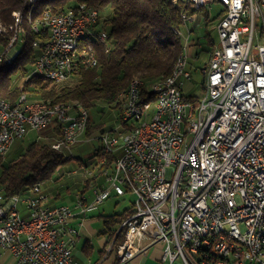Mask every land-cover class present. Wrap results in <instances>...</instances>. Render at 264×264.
<instances>
[{"label": "built area", "instance_id": "2783aa9c", "mask_svg": "<svg viewBox=\"0 0 264 264\" xmlns=\"http://www.w3.org/2000/svg\"><path fill=\"white\" fill-rule=\"evenodd\" d=\"M186 2L194 8L196 3L211 6L207 0ZM255 2L229 0L221 6V11L232 7V17L222 16L215 23L219 51L207 63L213 65L211 87L195 102L184 93L192 79L188 41L175 83L169 89L155 88L164 92L162 110L138 137H130V129L149 102L142 100L138 82L120 95V123L98 140L105 154L116 144H124V151L112 175H105L91 191L90 200L81 190L73 205L54 207L39 183L11 197L0 192V259L9 253L15 264H79L73 251L85 220L111 195H130L133 203L119 227L122 242H110L106 251L113 249L117 264L128 263L155 244L163 245L164 264H264V248L257 241L264 229V23ZM89 9L76 0L72 10L40 14L45 27L31 29L39 38L31 44L37 54L27 78L71 79V72L85 66L87 54L76 56L72 50L74 39L85 31L95 32L107 45L108 29L101 19L88 18ZM0 33L8 34L1 63L25 37L19 24L1 26ZM201 72L204 77V69ZM20 96L18 105H0V142L1 127H8L9 133L0 157L29 133L58 128L51 147L71 160V132L82 130L85 136L88 110L60 109V119L49 122L50 111L28 107L23 93ZM182 120H189V134H180ZM92 170H83L86 180ZM217 225L227 227L228 236L218 235Z\"/></svg>", "mask_w": 264, "mask_h": 264}, {"label": "trees", "instance_id": "16d2710c", "mask_svg": "<svg viewBox=\"0 0 264 264\" xmlns=\"http://www.w3.org/2000/svg\"><path fill=\"white\" fill-rule=\"evenodd\" d=\"M75 1L36 0L30 3L29 0H0L2 27H9L14 23V12H20L25 21L24 42L13 55L10 65H0V98L13 105L22 93H31L38 100L48 101L51 104L77 102L88 111L96 109L102 116L101 122L93 125L88 119L85 132L88 138L97 132H109L103 128V124L107 121L102 114L107 107H117L116 124L120 123L123 109L119 97L132 79L143 82L142 100L149 102L145 106L152 111L154 96L149 86L156 80L170 76L173 65L182 52L181 38L174 33L175 30L181 32L183 26L188 23L183 22L182 15L193 16L197 11H201L205 26L212 25L214 20L224 15L222 10L215 19L210 20L206 11L190 6L186 0H82L104 15V20L102 16L100 19L108 29L107 45L89 40L96 50L97 67L83 71L73 79L72 83H68L71 79L61 84H54L36 75L26 79L37 54L31 49V44L39 38L31 31L27 22L28 15L31 20H35L44 10L55 13L71 10ZM188 32H192V29ZM7 39V33H0V50L6 45ZM208 43V47L202 48L201 52H205L206 56L210 57L214 45ZM194 45H199V41L197 40L192 46ZM195 55L197 57L199 52L196 51ZM203 86L202 79L200 84L202 91ZM185 97L192 102L199 98L187 94ZM28 99L31 100L29 97ZM54 130L59 136V129L54 128ZM53 142L31 141L23 148H17L19 144L17 143L5 157H0V192L3 191L6 197H11L23 193L38 183L45 191L47 185L51 184L53 187L59 185L60 192L65 191L66 183L57 184V182L61 177L60 174L64 172L62 168L69 160L52 149ZM118 155L119 153L105 154L99 147L90 157L92 164L80 169L81 172L84 169H93V176L84 182V189L89 186L90 189L93 188L91 184H95L96 181L103 182L104 174L111 172ZM59 191L55 189L54 194H61ZM125 212L126 210L103 218L102 233L107 235V244L113 241V246H116L122 242L123 229L119 230V227L124 220ZM91 251V248L87 247V254H91Z\"/></svg>", "mask_w": 264, "mask_h": 264}, {"label": "rangeland", "instance_id": "374dc122", "mask_svg": "<svg viewBox=\"0 0 264 264\" xmlns=\"http://www.w3.org/2000/svg\"><path fill=\"white\" fill-rule=\"evenodd\" d=\"M210 4L211 6L209 9H206L203 6L201 7V9L206 11L208 13V18L212 20L215 19V17H217V14L219 13L221 6L218 3H217L219 5L218 7L213 6L215 5V3H210ZM201 13H202L201 11H197L196 14L194 15L193 18L194 20L191 23L188 22L185 25V27L183 26V28L181 29V33H182L181 41L183 44L182 46L184 47L185 42L188 41L186 42V48L187 51L190 53V56H192L194 51L198 48L192 46L193 42L196 43L197 40L199 41V45H196L199 46L200 49L198 51L199 55L197 56L198 60L194 63V68L196 67V69L192 70L193 73L192 79L189 82H187L184 87L185 94L194 95L196 97H201L203 93L202 89L200 88V84L203 79V75L201 71L206 68L205 64L209 60V56L207 57L205 52H201V49L207 48L208 47L207 45H209L208 42H211V44H213L214 46L217 45L218 43V35L216 30L214 29L215 25L205 26L202 20ZM101 16L104 20V15L101 14ZM215 23L216 20H214L213 24ZM22 27L24 29L25 27L24 22ZM190 29H192L193 31L188 32L190 31ZM20 47L21 44H19L15 48V50L12 51V54L14 55L15 53H17ZM73 79L74 78H72V80L70 79L71 81H68V83H72L74 81ZM26 95L27 97L31 98V100L34 101L38 100L31 93H27ZM119 98L121 100V107L123 109V105H122L123 102L121 96ZM150 111L151 110H149V112ZM117 112H118L117 107H113V106L107 107L104 110V113L102 115L103 117H106L105 120L107 121V123L103 124V128L105 131L112 132L115 129V127L118 125L116 124L118 121ZM88 116L91 122L93 123V125H95L96 123L98 124L99 121L101 122L102 116L100 113L96 111V109H90L88 111ZM100 134H101L100 132H97V134H95L91 138L90 137L88 138L87 136L81 137V140L83 139L82 142L75 144L72 148L73 158L67 161L65 166L62 168L64 170L63 174L59 173L61 177L58 179L59 181L57 182V184L66 183L67 188L65 189V191L61 190L60 192L58 188L59 185L56 187L48 185L46 188L47 193H51V192L54 193V190L56 189L57 192L59 191L62 194L61 196H70L80 192L83 189L84 183L82 182H84L86 179L84 177L83 172H81L82 170L80 171V169L83 168V166H90L92 164L90 157L100 147V142L98 140ZM24 140L25 138L22 141H19L18 142L19 144L15 143L17 144V148H23L27 145V143H29V141H24ZM92 176H93V172L90 174V177ZM133 200L134 198L130 195H127L125 197V200L111 195L108 199L104 201L103 204L99 205L97 211L94 212L95 218L85 222L82 230H84L85 234L87 235L86 238L91 242L94 249L93 253L91 255L89 254V257L91 259L96 261L99 257V253L102 250L103 251L105 250L106 252L109 248V243L107 244L108 241L107 235L102 233L104 231L103 218L113 214L121 213L125 208L130 207V205L133 203ZM70 202H71V198H67L64 199V202L61 204L70 205ZM78 249H81V244L78 246ZM113 260H114V253L112 252L109 256V259L104 261V263L102 264H110V262H112ZM174 264H179V263L178 261H176Z\"/></svg>", "mask_w": 264, "mask_h": 264}, {"label": "bare ground", "instance_id": "6f19581e", "mask_svg": "<svg viewBox=\"0 0 264 264\" xmlns=\"http://www.w3.org/2000/svg\"><path fill=\"white\" fill-rule=\"evenodd\" d=\"M35 1L36 0H29L30 3H33ZM215 2H217L220 6L229 5V0H207V4L215 3ZM202 6L204 7V3H196V8H201ZM73 8H75V5L73 6ZM255 10H256L257 15H261V23H264V0H256ZM223 11H224L223 18L232 17V7H223ZM20 14H21L20 12L13 13L14 23L10 26H18L19 24V30L21 32V35L25 37V27L24 29L22 27L23 22L25 21L23 19L22 14L21 15ZM88 18H99L100 19L101 13L97 9L91 6V9L88 10ZM36 19L31 20L30 16L28 15L27 22H29L31 29L37 28V27H45L44 18H36ZM182 20L184 23H187V22L191 23L194 19L192 18V16L182 15ZM0 31H1V25H0ZM33 32L35 33V31ZM174 33L181 38L182 33L180 31L175 30ZM90 39L95 40L99 43H103L102 38H100L99 35H97L93 31H85L84 34L78 35V37L75 38L74 41L72 42V50L75 52L76 56H85V54H87V56L85 58V66H83L82 69H79L76 72H71V79L77 78L83 71L94 69L98 65L96 50L94 46L89 42ZM34 41L32 42V44H34ZM22 43L23 42H19V44H22ZM91 49H93V54H91ZM218 51H219V44L217 43V45L213 47L209 59L217 58ZM184 60H185V45L182 48L181 54L176 59L173 65L170 76H168L166 79L163 78V79L156 80L152 82L151 85L149 86V90L154 96V104H153L152 111L150 113L148 107L146 106L145 108H142L140 110L139 114L137 115V118L135 119L134 125L130 129V137H138L140 132H142L143 129H145L147 125H153V119H155V112H160L162 110V107L164 106V92L159 91L155 88L169 89L175 83L179 75L180 68L182 67L184 63ZM12 61H13V54L9 56L8 60L1 62L0 65H3V64L10 65ZM212 76H213V65H207L206 68L204 69V77H203L204 89H210ZM66 81L68 80H62L60 82H52V83L61 84ZM137 82L138 84H140L139 94H141V87L143 85V82L139 79H132L129 82L128 87L125 89V91L122 94H128L129 89L132 88L133 84H137ZM18 103H21V96L18 98L17 102L13 105H18ZM23 103H28V107L46 108V111H50L49 122H56L58 119H60V109H69V107H72V109L85 110V108L79 105L77 102H63V103H58V104H51L48 101L29 100L26 93H23ZM0 105H12V104L0 98ZM180 134H189V120L180 121ZM83 135H84V131L73 130V132H71V137L69 139V147H73L75 144H77L78 140H81V137ZM8 141H9L8 127H1L0 149H1V143H8ZM52 146H55V140L52 143ZM123 151H124V144H116L114 145V147H110L108 153H119L115 161V163H117V159H120L122 157ZM7 154L8 153H2V157H5ZM92 172H90V174ZM105 175H112V169L110 173L104 174V178H105ZM95 188L96 186L91 188V191L95 190ZM65 206H66L65 204L54 205V207H65ZM217 232H218V235L220 236H228V229L224 225H217ZM257 241L259 242V247L264 248V229L259 230L257 234Z\"/></svg>", "mask_w": 264, "mask_h": 264}, {"label": "crops", "instance_id": "0c3cea01", "mask_svg": "<svg viewBox=\"0 0 264 264\" xmlns=\"http://www.w3.org/2000/svg\"><path fill=\"white\" fill-rule=\"evenodd\" d=\"M213 6L214 7H216V6L218 7L219 5L215 4ZM220 11H221V9H220ZM212 25L214 26L215 24H212ZM189 28H191V27H189ZM193 43H195V42H193ZM194 46L196 48L198 47L196 49V51H199L200 50L199 49V46H196V45H194ZM196 51H194V53H193L192 56H190V53L187 51L188 56H189V65H190L191 71L194 70V69H196V67L194 68V63L198 60L197 57H196V55H195ZM53 130L47 129V130H44L41 133H29L25 137V140L24 141L31 142V141H43V140H46V141L53 142L58 137L54 133L55 130L54 131ZM42 133H43V135H42ZM18 142H16V143H18ZM101 183L102 182L99 183V182L96 181L95 184H91V185L97 186V185H99ZM50 186H52V184ZM82 191L84 192V195L86 196V198L88 200H90L91 199V189H90V186L87 189H84V187H83ZM47 194L49 196V199H48V204L49 205H59V204H61V203L64 202V199H67V198H71L70 206L73 205L74 195L75 194L74 195H70V196H61L62 194L55 195L52 192L51 193H47ZM66 205H68V204H66ZM126 209H128V208H125L124 210H126ZM93 218H95L94 217V213L91 214L85 220V222H87L88 220H91ZM85 222H84V224H85ZM84 224H83V227H84ZM83 227L81 228L80 240L76 244V247H75V249L73 251V256H74L75 261L78 262L79 264H102V263H104V261H106L107 259H109V256H110V254L113 251L111 253H107V252H105V250L104 251L102 250L99 253V257H98V259L96 261H94L93 259H91L89 256H86V255H89V254H87V247L88 248H91V250H92L91 251V254L93 253L94 249H93V246H92L91 242L86 238L87 235L85 234L84 230H82ZM80 244H81V249H78V246ZM85 245H87V246L85 247ZM162 250H163V245L162 244H155V245L149 247L144 253L135 256L132 260H130L126 264H164L161 261ZM113 253H114V260L112 262H110V264H117L115 252H113ZM0 264H15V261H14L13 257L9 253H4L3 256L0 259Z\"/></svg>", "mask_w": 264, "mask_h": 264}]
</instances>
